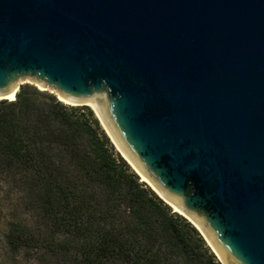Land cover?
Wrapping results in <instances>:
<instances>
[{"label":"water","instance_id":"95a60500","mask_svg":"<svg viewBox=\"0 0 264 264\" xmlns=\"http://www.w3.org/2000/svg\"><path fill=\"white\" fill-rule=\"evenodd\" d=\"M25 82L92 105L222 264H264V0H0V100Z\"/></svg>","mask_w":264,"mask_h":264},{"label":"trees","instance_id":"16d2710c","mask_svg":"<svg viewBox=\"0 0 264 264\" xmlns=\"http://www.w3.org/2000/svg\"><path fill=\"white\" fill-rule=\"evenodd\" d=\"M21 179L69 231L75 264H221L115 151L88 106L22 86L0 100V180Z\"/></svg>","mask_w":264,"mask_h":264},{"label":"rangeland","instance_id":"374dc122","mask_svg":"<svg viewBox=\"0 0 264 264\" xmlns=\"http://www.w3.org/2000/svg\"><path fill=\"white\" fill-rule=\"evenodd\" d=\"M22 86L59 100L55 93L33 83ZM69 238V231L41 209L39 195L30 183L13 178L0 180V264H75L77 249Z\"/></svg>","mask_w":264,"mask_h":264},{"label":"bare ground","instance_id":"6f19581e","mask_svg":"<svg viewBox=\"0 0 264 264\" xmlns=\"http://www.w3.org/2000/svg\"><path fill=\"white\" fill-rule=\"evenodd\" d=\"M45 90V89H44ZM16 98H15V95L14 94H12V95H10V96H8V97H6V99L5 100H10V101H13V100H15ZM61 99V98H60ZM62 100V99H61ZM63 102H65L66 104H71L70 102H67V101H65V100H62ZM88 107H90L91 109H93L94 111H95V109L93 108V106L92 105H90V104H86ZM95 113H96V115L98 116V114H97V112L95 111ZM105 127V126H104ZM106 128V127H105ZM115 143V142H114ZM116 145V144H115ZM117 147V146H116ZM117 149H118V147H117ZM118 151L123 155V153L118 149ZM124 156V155H123ZM125 157V156H124ZM127 159V158H126ZM134 167V166H133ZM141 177H142V180L143 181H146L147 183H149L142 175H141ZM149 185H151L150 183H149ZM152 187V186H151ZM173 207V206H172ZM173 210L174 211H176V212H180V211H178L175 207H173Z\"/></svg>","mask_w":264,"mask_h":264}]
</instances>
